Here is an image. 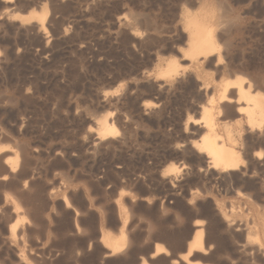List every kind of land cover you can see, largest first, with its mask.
<instances>
[{
    "label": "rangeland",
    "instance_id": "rangeland-1",
    "mask_svg": "<svg viewBox=\"0 0 264 264\" xmlns=\"http://www.w3.org/2000/svg\"><path fill=\"white\" fill-rule=\"evenodd\" d=\"M14 1L7 6L0 0L2 15L11 9L0 14V148L16 147L14 151L24 162L19 160L17 174L9 173L11 178L7 174L6 181L0 180V199L4 198L0 212L15 210L12 218L4 212L9 222H4L0 213V258L5 259L0 264H20L21 256L25 258L22 264H141L144 259L146 264H264V161L254 156L257 152L264 156V142L260 144L264 126L252 130L244 115L236 112L238 105L217 103L222 84L245 76V81L258 88L264 108V0ZM36 5L50 14L45 34L37 24L15 22L11 16ZM219 5L222 10L217 9ZM204 12L213 15L218 52L212 59L191 60L186 54V23ZM218 23L231 28L220 26L225 28L222 32ZM174 40L181 42L177 45ZM247 54H253L254 61ZM168 61L176 63V70L160 76ZM210 99L214 100L211 105L218 134L228 142L227 131L231 133L235 144H227L239 150L243 160L242 168L233 172L212 169L186 142L193 139L185 133L187 117H198L199 106ZM146 101L156 103L155 107L143 106ZM104 110L113 113L120 133L115 140L102 142L93 139L94 132L88 127ZM172 164L185 168L169 176ZM21 185L23 190H19ZM1 206L5 208L1 210ZM34 206L38 212L31 214ZM125 220L126 247L110 257L102 238L119 237ZM200 220L204 254L193 252L186 262L184 255L196 229L193 224ZM14 225L13 236L10 230ZM31 227L34 230H27ZM156 246H163L165 253L150 258ZM27 252L31 256H25ZM38 259L44 260L37 263Z\"/></svg>",
    "mask_w": 264,
    "mask_h": 264
},
{
    "label": "bare ground",
    "instance_id": "bare-ground-1",
    "mask_svg": "<svg viewBox=\"0 0 264 264\" xmlns=\"http://www.w3.org/2000/svg\"><path fill=\"white\" fill-rule=\"evenodd\" d=\"M12 1H14V0H4V2L7 4V6H9L8 5V3H12ZM36 1V0H35ZM41 1V0H40ZM39 1V2H40ZM222 1H224V0H222ZM46 2V1H45ZM5 3H2V4H5ZM32 3V2H31ZM194 3V2H193ZM218 3V2H217ZM222 5H223V3L222 2H220ZM14 4H15V1H14ZM27 4V3H26ZM36 4H39V3H36ZM219 4V3H218ZM21 6H22V4H20ZM33 5H34V3H33ZM222 5H219V7H217V9H219L220 7H223V6H225L226 4H224L223 6ZM13 6V5H12ZM12 6H11V8H12ZM21 6H20V8H21ZM27 6V5H26ZM31 6V5H30ZM55 6V5H54ZM228 5H226V7H227ZM24 7V4H23V6H22V8ZM29 7V6H28ZM59 6L57 5V8H58ZM229 7V6H228ZM13 8H15V7H13ZM12 8V10H14L15 11V9H13ZM24 8H26V7H24ZM54 8H56V7H54ZM230 8V7H229ZM28 9V8H27ZM51 9H53V8H51ZM59 9V8H58ZM57 9V10H58ZM221 9V8H220ZM226 9V8H225ZM5 10H6V7H5ZM8 11H3L4 13H6V12H8L9 13V11L11 10V9H7ZM23 9H21V11H22ZM48 10H49V6H48ZM222 10V9H221ZM224 10V9H223ZM13 11V12H14ZM50 11V10H49ZM226 11V10H225ZM228 12L229 11H231V9L230 10H227ZM57 12V11H56ZM3 13V15H5ZM11 13V12H10ZM1 14V13H0ZM48 11H47V9L45 8V7H42V8H39V9H37V5H36V8L35 9H31V10H28V11H24V12H15V13H12L11 14V16L14 18V20H15V22L16 21H20L21 23H35V24H37L43 31H44V34L46 33V31H45V27H44V25H45V22H46V19H47V17H48ZM229 13H227V15H228ZM238 14V13H237ZM2 14H1V16H3ZM50 15V14H49ZM140 15V14H139ZM224 16H226V15H224ZM232 16H233V14H232ZM50 17V16H49ZM220 17H222V16H220ZM4 18V17H3ZM122 18V17H121ZM141 18H142V16H141ZM140 18V19H141ZM144 18H146V17H144ZM212 18H213V15H212V13H207V12H204L202 15H194L193 17H191V18H189L188 19V21H187V26H188V52L186 53V54H188V57H190L191 58V60L192 59H210L211 57H213L214 55H216L217 54V52H218V45H217V41H218V39H217V37H216V28H215V23H213L214 21H212ZM240 18V17H239ZM238 18V19H239ZM0 19H1V17H0ZM5 19V18H4ZM139 19V17L137 18V20ZM184 19V18H183ZM228 19V18H227ZM231 19V18H230ZM232 19H233V17H232ZM231 19V20H232ZM221 20V19H220ZM225 20H226V17H225ZM230 20V21H231ZM234 20V19H233ZM49 21V20H48ZM141 21V20H140ZM142 21H143V18H142ZM146 21H148L149 22V20L146 18ZM146 21H144V22H146ZM240 21V20H239ZM8 23H9V21H7ZM11 22V21H10ZM14 22V23H15ZM147 22V25L149 24ZM219 22V21H218ZM238 22V21H237ZM7 23V24H8ZM226 23V22H225ZM227 23H229V22H227ZM3 24V23H2ZM11 24V23H10ZM13 24V23H12ZM142 24V23H141ZM230 24V23H229ZM244 24V23H243ZM15 25H18V24H16L15 23ZM29 25H31V24H29ZM146 25V24H145ZM144 25V26H145ZM218 25H219V23H218ZM224 25V24H223ZM226 25V24H225ZM232 25V24H231ZM241 25V24H240ZM32 26V25H31ZM150 26V25H149ZM149 26H146V27H149ZM220 26H222V24L221 25H219V28H221V29H223L222 27H225V26H222V27H220ZM229 26V25H228ZM228 26L227 27H225V28H228ZM14 27V26H13ZM21 27V26H20ZM24 27V26H23ZM27 27V26H26ZM29 27V26H28ZM27 27V28H28ZM237 27V26H236ZM242 27H244V26H242ZM242 27H241V29H242ZM33 28H35V27H33ZM186 28V27H185ZM218 28V29H219ZM224 28V29H225ZM229 28H231L230 26H229ZM247 28V27H246ZM22 29V28H21ZM31 29V28H30ZM176 29V28H175ZM220 29V30H221ZM224 29H223V31L222 32H224ZM235 29V28H234ZM240 29V30H241ZM32 30V29H31ZM219 30V31H220ZM236 30H238V29H236ZM235 30V31H236ZM250 30V29H249ZM19 31H20V28H19ZM23 31V30H22ZM42 31V32H43ZM65 31V30H64ZM138 31V30H137ZM167 31V30H166ZM172 31V30H171ZM171 31H169V33L171 32ZM174 31V30H173ZM232 31V30H231ZM247 31V30H246ZM245 31V32H246ZM257 31V30H256ZM26 32V31H25ZM24 32V33H25ZM33 32H34V30H33ZM164 32V31H163ZM168 32V31H167ZM176 32V31H175ZM233 32V31H232ZM232 32H231V34H232ZM253 32H255V30L253 31ZM137 33V32H136ZM140 33V32H139ZM172 33H174V32H172ZM229 33V32H228ZM248 33V32H247ZM251 33V32H250ZM258 33V32H257ZM263 33H264V31H263ZM49 34V33H48ZM134 34V33H133ZM238 34H240V33H238ZM237 34V35H238ZM168 35V34H167ZM175 35V34H174ZM177 35V34H176ZM182 35V34H181ZM224 35V34H223ZM236 35V36H237ZM252 35V34H251ZM260 35H262L261 33H260ZM37 36V35H36ZM39 36H40V33H39ZM135 36V35H134ZM137 36V35H136ZM169 36V35H168ZM219 36H222V34L220 33L219 34ZM234 36H235V33H234ZM233 36V37H234ZM239 36V35H238ZM47 37V36H46ZM181 37V36H180ZM225 37H227V35L225 34ZM229 37H230V35H229ZM232 37V36H231ZM230 37V38H231ZM264 37V36H263ZM138 38V37H137ZM169 38V37H168ZM171 38V37H170ZM169 38V39H170ZM248 38H251V36L250 37H248ZM172 39H174L173 38V36H172ZM177 39H178V37H177ZM180 40L182 39V38H179ZM223 39V38H222ZM236 39V38H235ZM239 39H240V37H239ZM42 40V39H41ZM164 40V39H163ZM180 40H177V42H176V40H174L173 42H176V44L180 41ZM231 40V39H230ZM247 40V39H246ZM40 41V40H39ZM49 41V40H48ZM153 41V40H152ZM166 40H164V42H165ZM221 41H224V40H221ZM221 41L220 42H218V43H221ZM226 41V40H225ZM160 42V41H159ZM161 42H162V40H161ZM181 42V41H180ZM236 42H238L237 40H236ZM251 42V41H250ZM157 43V42H156ZM187 43V42H186ZM222 43H224V42H222ZM228 43V42H227ZM227 43L225 44V47H226V45H227ZM231 43V42H230ZM229 43V44H230ZM234 43V42H233ZM246 43V42H245ZM173 44V43H172ZM175 44V43H174ZM173 44V45H174ZM239 44V43H238ZM248 45H249V43H247ZM159 45V44H158ZM173 45H171V46H173ZM178 45V44H177ZM224 45V44H223ZM230 45H232V44H230ZM165 46H166V44H165ZM236 46H237V44H236ZM242 46V45H241ZM240 46V47H241ZM252 46V45H251ZM224 47V48H225ZM174 48V47H173ZM223 48V49H224ZM236 48H238V47H236ZM247 48V47H246ZM249 48V47H248ZM225 49H227V48H225ZM159 50V49H158ZM169 50V49H168ZM235 50V49H234ZM234 50L232 51V52H234ZM237 50V49H236ZM239 50V49H238ZM243 50V49H242ZM251 50V49H250ZM249 50V51H250ZM43 51H45V50H43ZM248 51V52H249ZM255 51V50H254ZM168 52V51H167ZM224 52V51H223ZM222 52V53H223ZM242 53H243V51H241ZM185 53V52H184ZM226 53H227V51H226ZM226 53L224 54V55H226ZM235 53V52H234ZM185 54V55H186ZM233 54V53H232ZM244 54H245V52H244ZM250 54V53H249ZM249 54H247V56H249ZM223 57H224V55L223 54H221ZM241 55V54H240ZM240 55H239V57H240ZM253 55V54H252ZM252 55L251 56H249V58H252ZM176 56V55H175ZM230 56V55H229ZM232 57V56H231ZM231 57H229V58H231ZM234 57V56H233ZM237 57H238V55H237ZM242 57V56H241ZM259 57V56H258ZM247 58V57H246ZM180 59H182V58H180ZM212 59V58H211ZM224 59V58H223ZM222 59V61H224ZM236 59V58H235ZM242 59H243V57H242ZM228 60V59H227ZM237 60V59H236ZM169 61H170V59H169ZM168 61V62H169ZM176 61H178L177 59H176ZM226 61V60H225ZM231 61V60H230ZM251 61V60H250ZM252 61H254L253 60V58H252ZM184 62V61H183ZM226 62H228V61H226ZM237 62H238V60H237ZM240 62H242V60L240 61ZM248 62H249V60H248ZM159 63V62H158ZM185 63V62H184ZM231 63H232V61H231ZM234 63V62H233ZM236 63V62H235ZM252 63V62H251ZM255 64V68H257L256 67V62H254ZM187 64V63H186ZM215 64V63H214ZM227 64V63H226ZM243 64H244V61H243ZM242 64V65H243ZM205 65V64H204ZM238 65V64H237ZM251 65H253V64H251ZM261 65V64H260ZM1 66V65H0ZM12 66V65H11ZM227 66V65H226ZM234 66V65H233ZM244 66V65H243ZM161 67V66H160ZM164 67V66H163ZM211 67V66H210ZM236 67V66H235ZM186 68V67H185ZM185 68H184V70H185ZM217 68V67H216ZM238 68V67H237ZM245 68H246V66H245ZM245 68H243V69H245ZM261 68H263V66L261 67ZM261 68H260V70H261ZM187 69V68H186ZM208 69H209V67H208ZM210 69H212V68H210ZM214 69V68H213ZM234 69V68H233ZM241 69V68H240ZM247 69V68H246ZM249 69V68H248ZM247 69V70H248ZM4 70V69H3ZM176 70V63L174 62V61H172V62H169L167 65H166V67L164 68V69H161L160 71H159V75L160 76H164V75H167V74H170V73H172V72H174ZM215 70V69H214ZM247 70H246V72H247ZM158 71V70H157ZM189 71V70H188ZM218 71H220V69L218 70ZM218 71H216L217 73H218ZM245 71V70H244ZM180 72V71H179ZM187 72V71H186ZM234 72H235V69H234ZM234 72H231L233 75H234ZM254 72H255V70H254ZM261 72V71H260ZM192 73V72H191ZM181 74V73H180ZM193 74V73H192ZM220 74V73H219ZM230 73H228V75H229ZM236 74V73H235ZM239 74H241V73H239ZM255 74H257V73H255ZM171 75V74H170ZM188 75V74H187ZM238 75V74H237ZM254 75V74H253ZM260 75V74H259ZM259 75H257L258 77H259ZM158 76V75H157ZM194 76V75H193ZM215 76H217L216 74L214 75V77ZM241 76V75H240ZM239 76V77H240ZM255 76L256 75H254V77L253 78H255ZM171 77H173V76H171ZM185 77H187V76H185ZM184 77V78H185ZM245 77V76H244ZM243 76L241 77V78H237V76H236V79H234L232 82H227L226 81V83H224V84H222L221 85V89L219 90V93H218V98H217V103L218 104H236V105H238V107H237V113L239 114H243L244 115V117H245V122H246V125H247V127L248 128H250V129H254V128H261L262 126H264V108H263V105H262V102H261V99H260V97H259V95H257V92H256V89H258L253 83H251V81H245L246 79L244 78ZM167 78V77H166ZM169 78V77H168ZM232 78H234V76L232 77ZM246 78H247V76H246ZM160 79H162V78H160ZM180 79V78H179ZM190 79V78H189ZM248 79V78H247ZM256 79V78H255ZM188 80V79H187ZM250 80V79H249ZM196 81V80H195ZM194 81V82H195ZM259 81V80H258ZM185 82V81H184ZM190 82V81H189ZM253 82V81H252ZM256 82V81H255ZM198 83V82H197ZM260 83L262 84L263 83V81H260ZM200 84V83H199ZM196 85V84H195ZM258 85H260V84H258ZM263 85V84H262ZM187 86V85H186ZM197 87V86H196ZM263 88H264V85L262 86ZM188 87H186V89H187ZM157 89V88H156ZM191 89V88H190ZM259 89H260V87H259ZM193 90V89H192ZM196 90V89H195ZM117 91H119V90H117ZM197 91V90H196ZM261 91V90H260ZM198 92V91H197ZM200 92V91H199ZM210 92V91H209ZM114 93V92H113ZM200 93H202V92H200ZM27 95V94H26ZM200 95V94H199ZM208 95V94H207ZM210 95V94H209ZM203 95L201 94V97H202ZM1 99V98H0ZM4 101V100H3ZM6 101H7V99H6ZM11 101V100H10ZM9 101V102H10ZM145 101V100H144ZM204 102V101H203ZM213 102H214V100H212V99H210V101H209V103H206V104H203L202 103V105H200L199 106V116L198 117H194L193 115H190V116H188L187 117V119H186V126H185V129H186V131H185V133H187L188 135H189V137H191V138H193L190 142H188V141H186L187 143H190V146H189V148L191 147V149H192V152L194 151V152H196L199 156L200 155H203L205 158H206V160H207V164H209V165H211V168L212 169H214V170H220L221 172H227V171H235V170H237V169H239L241 166H242V164H243V160H242V158H241V156H240V154L238 153V151H236L234 148H232L231 146H229L227 143L229 142V143H231V144H233L234 143V140L235 139H233L232 138V136L230 135L231 133L230 132H228L227 131V140H228V142L226 141H224V139L218 134V132H217V126H216V123H215V121H214V118H213V112H212V105L211 104H213ZM8 103V102H7ZM6 104V103H5ZM155 105H156V103H154ZM153 103H151V102H148V101H146V102H144L143 103V106H145V107H148V106H154L155 107V105H154ZM200 104V103H199ZM8 105H10V104H8ZM236 105H234V107L236 106ZM198 106V105H197ZM220 106V105H219ZM226 106V105H225ZM232 107V106H231ZM103 108V107H102ZM192 108V107H191ZM195 108V107H194ZM225 108H227V107H225ZM230 108V107H229ZM228 108V109H229ZM155 109V108H154ZM231 109V108H230ZM106 110V109H105ZM104 110V113H102L101 115H99L96 119H95V121L93 122V126H91V125H89V127H88V130H91L92 132H94V136H95V138L93 137V133H92V137H93V139H96V140H98V141H106V140H110V139H114L115 140V138H117L118 136H119V133H120V131H119V129H118V127L115 125V123H114V121H113V113L111 112V111H105ZM189 110V109H188ZM188 110H187V112H188ZM191 110V109H190ZM193 110H195V109H193ZM102 111H103V109H102ZM219 111H221V109L219 110ZM227 110H225V112H226ZM232 111V110H231ZM191 112V111H190ZM194 112V111H193ZM216 112V111H215ZM192 113V112H191ZM197 113V112H196ZM222 113V111L220 112V114ZM190 114V113H189ZM233 113H231V115H232ZM235 114V113H234ZM221 116V115H220ZM235 116H237V115H235ZM226 117H228L227 115H226ZM234 117V116H233ZM233 119V118H232ZM93 120V119H92ZM229 120H231V119H229ZM241 120V119H240ZM222 121V120H221ZM236 124V123H235ZM243 124V123H242ZM227 125H229V126H231L230 124H227ZM225 126V125H224ZM238 126V125H237ZM245 126V125H244ZM242 127V126H241ZM239 128V127H238ZM225 129V128H224ZM227 129V128H226ZM228 130H230V129H228ZM240 130V129H239ZM183 131V130H182ZM233 131V130H232ZM237 131V130H236ZM256 131H258V130H256ZM247 132V131H246ZM246 132H245V134H246ZM89 133V132H88ZM242 133V132H241ZM253 133V132H252ZM258 133H259V131H258ZM262 133H264V131H262L261 132V135H262ZM248 134V133H247ZM250 134V133H249ZM254 134V133H253ZM259 135L261 138H262V136L264 135ZM185 137L184 138H186V135H184ZM247 136V135H246ZM248 136H250V135H248ZM253 136L254 135H252V141L251 142H254L255 141V139H253ZM89 137V136H88ZM245 137V136H244ZM258 137V136H257ZM256 137V138H257ZM248 138V137H247ZM6 139V138H5ZM8 139V138H7ZM187 139V138H186ZM190 139V138H189ZM258 139V138H257ZM245 140V139H244ZM243 140V141H244ZM247 140H249V139H247ZM254 140V141H253ZM10 141H12V140H10ZM93 141V140H92ZM241 141H242V139H241ZM108 142V141H107ZM245 142H246V140H245ZM264 141H262V142H260V144L261 143H263ZM4 143V146H5V143L6 142H3ZM21 143V142H20ZM184 143V142H183ZM6 144H8V143H6ZM22 144H25V142L23 143L22 142ZM28 144V143H27ZM235 144V143H234ZM249 144V143H248ZM257 144H258V142H257ZM3 145V144H2ZM18 145V144H17ZM250 145V144H249ZM262 145H264V144H262ZM11 146H13V145H11ZM29 146V145H28ZM31 146V145H30ZM183 146V145H182ZM236 146V145H235ZM245 146V145H244ZM247 147H245V149H247V148H249L248 147V145H246ZM250 146H252V144L250 145ZM254 147V146H253ZM261 147H263V146H261ZM16 148V147H15ZM15 148H14V150H15ZM19 148V147H18ZM17 148V150H19ZM24 148H26V146L25 147H23V149H22V151L24 150ZM28 148V147H27ZM184 148V147H183ZM188 148V147H187ZM252 148V147H251ZM255 148H256V146H255ZM257 148H258V146H257ZM32 149V148H31ZM185 149V148H184ZM263 149V148H262ZM14 150H12V149H9V148H7V147H1L0 148V161L2 160V163H1V165H0V172H3L4 173V175H2L1 177H0V180H5L6 181V179H5V177L7 176V174H8V176L10 175L9 173H13V172H15L16 174H17V169H18V167L19 166H21V164L19 165V160H20V163H23L24 161H22V159L20 158L19 159V155L17 154V152H15ZM16 150V151H17ZM30 150V149H29ZM176 150H180V149H176ZM182 151H183V149H181ZM187 150H190V149H187ZM248 150V149H247ZM257 150V149H256ZM21 151V152H22ZM26 151H27V149H26ZM31 151V150H30ZM36 151V150H35ZM191 151V150H190ZM264 151V150H263ZM20 152V151H19ZM18 152V153H19ZM32 152V151H31ZM39 152V151H38ZM246 153L245 154H247V152L248 151H245ZM249 152H250V150H249ZM24 153V152H23ZM28 153V152H27ZM35 153V152H34ZM253 153V152H252ZM251 153V154H252ZM248 154H250V153H248ZM24 155H25V153H24ZM27 155V154H26ZM194 155V154H193ZM242 155V154H241ZM35 156V155H34ZM246 156H249V155H246ZM251 156V155H250ZM257 159L256 160H259V159H261V158H263L264 159V156H262V152H257L256 153V155H254ZM37 157H38V154H37ZM27 158V157H26ZM202 158V157H201ZM245 158H247V157H245ZM33 159V158H32ZM37 159V158H36ZM204 159V158H203ZM262 159V161H264ZM23 160H24V158H23ZM25 160H27V159H25ZM246 160V163H247V159H245ZM252 160V159H251ZM250 160V161H251ZM36 161V160H35ZM202 161V160H201ZM261 161V162H262ZM39 162V161H38ZM249 162V161H248ZM261 162H259V163H261ZM34 163H36V162H34ZM251 163L252 164H254L253 163V161H251ZM27 165V164H26ZM29 165V164H28ZM31 165V164H30ZM248 165V164H247ZM262 165V164H261ZM264 165V164H263ZM22 166H23V164H22ZM34 166H35V164H34ZM244 166V165H243ZM260 166V165H259ZM258 166V167H259ZM29 167V166H28ZM38 167V166H37ZM249 167H251V166H248L247 167V169L249 168ZM36 168V167H35ZM185 168V167H184ZM183 167H179V166H177V164H172V165H170V167H168V170H167V174L169 175V176H175L177 173H179L180 171H181V169H184ZM242 168V167H241ZM253 168V167H252ZM257 168V167H256ZM250 169V168H249ZM248 169V170H249ZM21 170V169H20ZM28 170H31V168L29 167V169ZM33 170V169H32ZM31 170V171H32ZM203 170V169H202ZM210 170V169H209ZM245 170V169H244ZM247 170V171H248ZM251 170V169H250ZM254 170V169H253ZM256 170V169H255ZM258 170V169H257ZM33 171H35V170H33ZM205 171V170H204ZM241 171H243V170H241ZM25 172H27L26 171V169H25ZM30 172V171H29ZM38 172V171H37ZM19 173H20V171H19ZM31 173V172H30ZM20 174H25L24 172L23 173H20ZM20 174H19V177L20 178H18L19 179V181H20V179L22 180V178H21V176H20ZM17 177V176H16ZM28 177V176H27ZM10 178H11V175H10ZM10 178H9V180H10ZM166 178H168V177H166ZM170 178V177H169ZM176 178V177H175ZM28 179V178H27ZM8 180V181H9ZM25 180H26V178H25ZM172 180V179H171ZM176 180V179H175ZM24 180H22L21 182H23ZM32 181V180H31ZM12 182H14V181H12ZM11 182V183H12ZM17 182V181H16ZM13 183V184H17V183ZM27 182H28V180H27ZM10 183V182H9ZM31 182H29L28 184H30ZM1 184V183H0ZM3 184V183H2ZM22 184V183H21ZM33 184V183H32ZM31 184V185H32ZM12 185V184H11ZM16 186V185H15ZM15 186H12V187H15ZM34 186V185H33ZM0 187H1V185H0ZM3 187H5V185L4 186H2V188ZM17 187L19 188V186L17 185ZM21 187H22V185H21ZM18 188H16L15 187V189L17 190ZM4 189V188H3ZM2 189V190H3ZM9 189V188H8ZM26 189V188H25ZM24 189V190H25ZM37 189H39V188H37ZM14 190V189H13ZM19 190H23V187H22V189L20 188ZM18 190V191H19ZM27 190V189H26ZM40 190V189H39ZM1 191V190H0ZM12 191V190H11ZM36 191V190H35ZM12 192H14V193H18V192H15V191H12ZM1 193H2V191H1ZM21 193V192H20ZM19 193V194H20ZM28 193V192H27ZM36 193V192H35ZM38 193V192H37ZM40 193V192H39ZM3 194V193H2ZM7 195V194H6ZM10 194H8L7 196H9ZM23 195V194H22ZM26 195V194H25ZM37 195V194H36ZM119 195H121V194H119ZM12 196V195H11ZM18 196V194L16 195V197ZM35 196V195H34ZM33 196V197H34ZM3 197V196H2ZM13 197V196H12ZM18 197H22L23 198V196H21V195H19ZM27 197V196H26ZM8 198V197H7ZM11 198V197H10ZM28 199H30V197H27ZM35 198H36V196H35ZM4 198H2V200H3ZM6 199V198H5ZM12 199V198H11ZM13 199H14V197H13ZM20 199V198H19ZM24 200H25V197L23 198ZM27 199V201H28V203L27 204H30V202H29V200ZM1 200V199H0ZM1 200V201H2ZM10 199H8V201H9ZM15 200V199H14ZM23 200V201H24ZM4 201H6V200H4ZM12 201V200H11ZM21 201V200H20ZM13 202V201H12ZM16 202H17V200H16ZM22 202V201H21ZM24 202H26V200L24 201ZM23 202V203H24ZM32 202V201H31ZM63 202H64V204L65 205H67L69 202L67 201V199L66 198H64V200H63ZM2 203V202H1ZM14 203V202H13ZM18 203V202H17ZM33 203H34V201H33ZM11 204V203H10ZM10 204H6V206H10ZM19 204V203H18ZM3 205V204H2ZM5 205V204H4ZM12 205V204H11ZM23 205V204H22ZM22 205H19L20 207L22 206ZM33 205H36V204H33ZM70 205V204H69ZM68 205V206H69ZM13 206V205H12ZM120 206H121V204H120ZM2 207H4V206H1V210H2ZM11 207V206H10ZM18 207V206H17ZM30 207H31V205H30ZM35 208H36V206H34ZM67 207V206H66ZM5 208V207H4ZM3 208V209H4ZM7 208V207H6ZM24 208V207H23ZM22 207L20 208L21 210L23 209ZM32 209H33V207H31ZM35 208H34V210H32V212H31V214L33 213V211L34 212H38L37 211V208H36V210H35ZM39 208V207H38ZM11 209V208H10ZM13 209V208H12ZM18 209V208H17ZM9 210V209H8ZM39 210V209H38ZM11 211V210H10ZM24 211H26V210H24L23 209V212ZM2 212V211H1ZM0 212V213H1ZM4 212L6 213V215H8L9 216V218H12L13 217V215L15 216V210L14 211H12V212H10L9 213V211H3V214H4ZM7 212H8V214H7ZM18 212H19V210H18ZM119 212V211H118ZM233 212V211H232ZM20 213V212H19ZM22 213V212H21ZM20 213V214H21ZM2 214V213H1ZM1 215L2 216V218H3V220H4V222L6 221V220H8L7 222H9L10 221V219L8 218L7 219V217L6 216H4V215ZM20 214H19V216H20ZM125 214V213H124ZM233 214V213H232ZM226 215V214H225ZM6 218V219H4V217ZM18 216V215H17ZM24 216V215H23ZM124 216V215H123ZM125 216H126V214H125ZM124 216V217H125ZM35 217V216H34ZM31 218H32V215H31ZM16 219V218H15ZM15 219H14V221H15ZM21 219V218H20ZM34 219V218H33ZM32 219V220H33ZM36 219H37V217H36ZM121 219V218H120ZM227 219H229L228 217H227ZM13 220V219H12ZM38 221H39V219H37ZM36 220V221H37ZM1 221V220H0ZM37 221V222H38ZM230 221V220H229ZM229 221H227V222H229ZM232 221V220H231ZM25 222V221H24ZM125 222H126V220L123 222V224H122V226L120 227V230H119V237H117V238H112V237H110V236H104L102 239L104 240V242H105V244L107 245V247L110 249V251H111V256L110 257H112V256H114V255H116L117 254V252H122L121 251V249H123L124 248V246H125V244H126V233H125V231H124V225H125ZM31 223V222H30ZM119 223H121V222H119ZM118 223V224H119ZM7 224V223H6ZM4 225L3 224V226L4 227H6L7 225ZM230 225H231V223H229ZM10 225V224H9ZM24 225V224H23ZM30 225H32V223L30 224ZM194 227H196V229L193 231V233H192V236H191V239H190V241H189V243H188V245H189V247H187L188 248V250H187V252H186V254L184 255V259L186 260V262L189 260L188 259V256H189V258H190V256H191V254L193 253V252H198L199 254L200 253H203L204 252V236H203V230H202V227L204 226L203 225V222H201V220L200 221H195L194 222ZM16 226H17V224H16ZM16 226L14 225L13 227H12V229L10 230V232H11V234L14 236L15 234H16ZM19 227L18 228H20V225H18ZM25 226V225H24ZM27 227V226H26ZM26 227H24V229H26ZM33 227V226H32ZM32 227H31V229H27V230H34V229H32ZM127 227V226H126ZM193 227V226H192ZM6 228H9V227H6ZM5 228V229H6ZM23 228V227H22ZM28 228V227H27ZM4 229V230H5ZM7 230V232H8V229H6ZM5 230V231H6ZM20 230L22 231V229H19V232H20ZM37 230V229H36ZM102 230V229H101ZM17 231H18V229H17ZM24 231V230H23ZM1 232V231H0ZM6 232V233H7ZM30 232H32V231H30ZM254 232V231H253ZM37 233V232H36ZM101 233V232H100ZM10 234V233H9ZM20 234V233H19ZM18 234V235H19ZM25 234V233H24ZM34 234V233H33ZM32 234V236H34ZM7 235V234H6ZM23 235V234H22ZM11 236V235H10ZM255 237H257L256 235H254ZM1 237H3V235L1 236ZM11 238V237H10ZM29 238V237H28ZM33 238V237H32ZM6 239V238H5ZM18 239V238H17ZM256 239V238H255ZM1 241H2V239H0ZM29 239H26V241H28ZM257 240V239H256ZM9 241V240H8ZM13 241V240H12ZM30 241V240H29ZM29 241H28V243H29ZM34 241V240H33ZM33 241H31V242H33ZM3 242V241H2ZM4 243H5V241H4ZM4 243H2V245L4 244ZM6 243H8V242H6ZM5 243V244H6ZM16 243V242H15ZM17 243H18V241H17ZM100 243H101V241H100ZM10 244H13V243H11V241H10ZM9 244V245H10ZM19 244V243H18ZM17 244V245H18ZM24 244H22V246H23ZM4 246V245H3ZM11 246V245H10ZM9 246V247H10ZM14 246V245H13ZM19 246V245H18ZM21 246V245H20ZM27 246V245H26ZM71 246V245H70ZM5 247V246H4ZM126 247V246H125ZM180 247V246H179ZM6 250H8L7 249V245H6ZM25 248V247H24ZM180 248H183V247H180ZM13 249V248H12ZM20 249V248H19ZM29 249V248H28ZM28 249H26V250H28ZM68 249L69 250H73V247H72V249H70L69 247H68ZM125 249V248H124ZM123 249V250H124ZM15 250H16V248H15ZM15 250H13V251H15ZM22 250H23V248H22ZM21 250V251H22ZM33 250V249H32ZM31 250V251H32ZM75 250V249H74ZM73 250V251H74ZM9 251V250H8ZM7 251V252H8ZM20 251V252H21ZM4 252V251H3ZM24 252V251H23ZM29 252V251H28ZM28 252H27V255H25V256H31V255H29L28 254ZM36 252H37V250H36ZM70 252V251H69ZM37 253H39L40 254V251H38ZM70 253H73L72 251L70 252ZM70 253H69V255H70ZM74 253H75V251H74ZM104 253H106V252H104ZM114 253H116V254H114ZM165 253V248H163V246H156L155 247V249H154V251L152 252V254L150 255V258H152V257H154V256H158V255H162V254H164ZM5 254H8V253H5ZM34 254H35V252H34ZM33 254V255H34ZM68 254V253H67ZM114 254V255H113ZM204 254V253H203ZM203 254H201V255H203ZM3 255H4V253H3ZM14 255H15V253H14ZM13 255V256H14ZM68 255V257H70ZM76 255V254H75ZM75 255H74V257H75ZM166 255V254H165ZM197 255V254H196ZM2 256V255H1ZM0 256V257H1ZM11 255H10V253H9V257H10ZM104 256V255H103ZM198 256V255H197ZM27 257V258H28ZM42 257H43V254H42ZM72 257V256H71ZM106 257H107V255H106ZM196 257V256H195ZM4 258V257H3ZM7 258L8 257H6V260H7ZM15 258V257H14ZM13 258V259H14ZM36 258H39V257H37L36 256ZM105 258V257H104ZM16 259V258H15ZM23 259H25V258H23L22 256H21V258H20V260H21V262L23 263V261H25V260H23ZM29 259V258H28ZM33 256H32V259L30 260V261H32L33 262ZM42 259V258H41ZM37 260V263H38V261H43V260ZM74 259V258H73ZM147 259V258H146ZM23 260V261H22ZM145 260V259H144ZM144 260H142L141 261V264H146L145 263V261ZM152 260V259H151ZM183 260V259H182ZM0 261H1V258H0ZM2 261H5V259L4 260H2ZM1 261V262H2ZM16 261V260H15ZM28 261V260H27ZM34 261H36V260H34ZM77 261V260H76ZM190 261V260H189ZM17 262H20V261H17ZM31 262V263H32ZM146 262H147V260H146ZM22 263H20V264H22ZM150 263V262H149ZM153 263V262H152ZM33 264V263H32ZM35 264V263H34ZM187 264H201V263H199V262H188Z\"/></svg>",
    "mask_w": 264,
    "mask_h": 264
}]
</instances>
